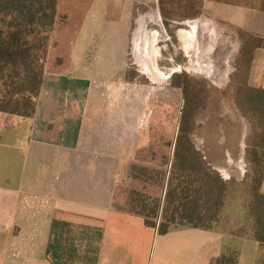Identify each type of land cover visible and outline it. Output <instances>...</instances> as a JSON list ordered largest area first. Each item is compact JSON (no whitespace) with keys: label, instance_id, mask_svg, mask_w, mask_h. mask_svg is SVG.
Here are the masks:
<instances>
[{"label":"crops","instance_id":"obj_1","mask_svg":"<svg viewBox=\"0 0 264 264\" xmlns=\"http://www.w3.org/2000/svg\"><path fill=\"white\" fill-rule=\"evenodd\" d=\"M74 48L70 70L44 74L34 117L1 115L0 264H210L234 247L239 264H256L262 247L233 233V211L213 230L159 235L114 208L146 123L134 102L99 100L103 93L80 74L83 49ZM225 149L211 162L228 180L246 149Z\"/></svg>","mask_w":264,"mask_h":264},{"label":"rangeland","instance_id":"obj_2","mask_svg":"<svg viewBox=\"0 0 264 264\" xmlns=\"http://www.w3.org/2000/svg\"><path fill=\"white\" fill-rule=\"evenodd\" d=\"M83 24L74 48L84 52L80 74L103 93L99 100L136 104L158 156L175 135L184 82L195 107L190 134L210 160L255 139L256 121L244 116L237 95L244 84L264 87V0H93ZM148 46L156 77L142 68ZM229 167L225 176L236 183L250 169L237 159Z\"/></svg>","mask_w":264,"mask_h":264},{"label":"trees","instance_id":"obj_3","mask_svg":"<svg viewBox=\"0 0 264 264\" xmlns=\"http://www.w3.org/2000/svg\"><path fill=\"white\" fill-rule=\"evenodd\" d=\"M92 2L0 0V119L2 114L34 117L44 74L70 70ZM180 87L184 106L174 137L158 156L151 150L150 125L143 131L134 159L126 164L128 182L114 189L113 206L142 217L159 235L184 228L213 230L227 210L233 211V233L258 241L262 252L256 264H264V88L244 84L237 95L244 116L256 121V134L245 154L250 169L236 183L221 176L191 137L193 95L187 83ZM142 149L148 157H141ZM239 258L234 247L210 264H239Z\"/></svg>","mask_w":264,"mask_h":264},{"label":"flooded vegetation","instance_id":"obj_4","mask_svg":"<svg viewBox=\"0 0 264 264\" xmlns=\"http://www.w3.org/2000/svg\"><path fill=\"white\" fill-rule=\"evenodd\" d=\"M148 53H149V46H148V49H147V54H148ZM148 56H149V54H148ZM147 65L151 68L152 75H153L154 77H156L155 72H154V67H152V66L150 65V61H149V59H148V64H147ZM176 72H177V70H174V71L169 75V77L173 76L174 73H176Z\"/></svg>","mask_w":264,"mask_h":264},{"label":"bare ground","instance_id":"obj_5","mask_svg":"<svg viewBox=\"0 0 264 264\" xmlns=\"http://www.w3.org/2000/svg\"><path fill=\"white\" fill-rule=\"evenodd\" d=\"M140 24H141V23H140ZM141 26H142V25H141ZM140 28H141V27H140ZM139 30H140V29H139ZM143 40H144V39H143ZM140 43H141V42H140ZM139 48H140V47H139ZM144 50H145V49H144ZM145 53H146V57H147V59H148L147 50L145 51ZM145 53H144V54H145ZM155 53H156V51H155ZM141 54H142V53H141ZM142 56H143V55H142ZM155 56H156V55H155ZM157 56H158V55H157ZM156 58H157V57H156ZM143 59H144V58H143ZM143 59H142V60H143ZM142 60H141V61H142ZM139 61H140V60H139ZM141 61L139 62L140 64H142ZM143 63H144V65L142 64V65H143L142 68H145V66L148 64V60H144Z\"/></svg>","mask_w":264,"mask_h":264}]
</instances>
